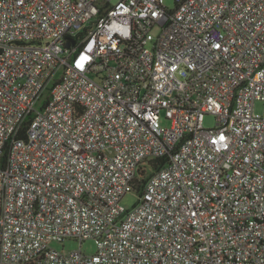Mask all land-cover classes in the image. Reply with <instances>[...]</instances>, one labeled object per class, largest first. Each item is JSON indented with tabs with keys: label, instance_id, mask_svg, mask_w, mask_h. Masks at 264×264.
<instances>
[{
	"label": "built area",
	"instance_id": "obj_1",
	"mask_svg": "<svg viewBox=\"0 0 264 264\" xmlns=\"http://www.w3.org/2000/svg\"><path fill=\"white\" fill-rule=\"evenodd\" d=\"M257 101L264 0H0V264H264Z\"/></svg>",
	"mask_w": 264,
	"mask_h": 264
},
{
	"label": "rangeland",
	"instance_id": "obj_2",
	"mask_svg": "<svg viewBox=\"0 0 264 264\" xmlns=\"http://www.w3.org/2000/svg\"><path fill=\"white\" fill-rule=\"evenodd\" d=\"M165 3L169 7L174 6V0H165ZM256 109L257 111L261 112L264 109V104L261 101H257L256 103ZM216 124V119L214 115H207L205 118V125L207 126H214ZM138 202V197L137 194L134 192L128 193L124 196L122 199L121 203L126 207V208H132L136 203ZM52 246L56 248L57 250H65V251H72L75 249L80 248V241L74 238H69L66 239L63 242H53ZM82 250L86 252L87 254H94L97 251V242L95 239H88L85 240L82 243Z\"/></svg>",
	"mask_w": 264,
	"mask_h": 264
}]
</instances>
